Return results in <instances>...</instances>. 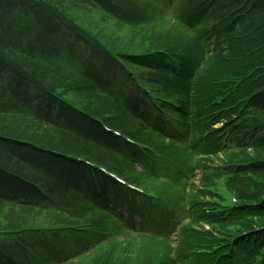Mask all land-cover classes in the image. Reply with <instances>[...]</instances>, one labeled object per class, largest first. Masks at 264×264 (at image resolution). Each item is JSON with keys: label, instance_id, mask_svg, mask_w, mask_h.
Instances as JSON below:
<instances>
[{"label": "trees", "instance_id": "1", "mask_svg": "<svg viewBox=\"0 0 264 264\" xmlns=\"http://www.w3.org/2000/svg\"><path fill=\"white\" fill-rule=\"evenodd\" d=\"M100 1L104 0H48L47 3L54 2V5L45 4L40 12L38 5L35 4L36 1L0 0V44L4 39V51L12 55L13 59L15 57V61L19 66L28 69L46 84L51 85L56 80L63 79L71 85L77 86L86 81L88 84L78 89V94H80L84 102L92 104L96 101L94 97L99 96L101 99L114 104L120 111V118L118 117L120 123L124 125L136 123L139 133L152 134L154 137L156 133L162 137L176 135L179 141L184 139L187 145H184L185 148H177L176 152L178 154L189 155V151H203L209 141V137L200 140L199 143L188 142L190 130L194 129L196 125H201V128L206 127L202 120L198 122L192 121L190 127H184L176 123L174 125L175 116L172 114L166 122L163 115L156 114L153 106L149 108L146 102L139 99V95L133 100H129L133 94L128 97L125 88L123 89L119 86L114 78H110L105 74L96 75L95 77L94 71L98 68L101 69V66L97 65V63H95V66L92 62L87 65L84 60L77 58L81 53L80 50L76 52L72 46L62 42L64 28L62 25L57 26L60 17V14L55 9L58 6L57 4H69L71 6L76 4L94 9ZM114 1L118 3L123 0ZM180 1L182 2V0ZM190 1L194 3L199 0ZM172 4L175 6V13L178 17L176 19L180 21L187 31H201H196V41L204 50L209 47L208 53L215 48H220L221 50L223 45L226 47L231 44L237 45L236 47H228V51L221 50V53L218 52L216 56L211 55L207 59L209 70L212 68L216 72L222 71V73L209 72L202 74L200 69L196 71L195 67H192L184 78H177L174 81L175 84L184 82L186 86L183 89L181 88V91L188 90L191 98H194V96L199 97L200 111L197 117L200 118L205 113L202 106L214 100V98L209 96L214 90V87L210 85L211 77L209 74L228 76L241 73L240 71L245 74L247 73V68L251 66L256 71L254 63L259 71L252 72L253 74L264 72V70H261V66L264 69V0H216L205 12L199 13L198 8H196L197 13L195 12V14H193L195 9L193 5L182 2V5L178 6L176 0H173ZM134 5L130 3L121 4L122 11H131V19L128 20L132 26L150 25L152 17L149 18L143 11L137 12L133 10ZM210 13L212 15L208 17ZM231 13L233 14L231 15ZM218 19L229 24L226 26L222 22V28L224 29L226 26L224 32L218 30V28L212 31L206 26L208 23L211 24ZM153 45L150 47H153ZM259 45L262 47L258 51L253 50ZM181 52L187 53L185 51ZM240 62L247 64L248 67H240L239 69L237 65ZM64 63L74 65L78 69L76 71L68 69ZM192 64L194 65L195 62ZM223 64L227 65L224 67ZM198 65H201V63ZM152 66L154 67L153 64ZM9 67L0 71V264H48L50 262L55 264L54 259L63 256L65 251L59 250L57 245L48 243L47 239L35 240L37 233H39L35 232L37 226L32 229L34 231L19 232L28 227L27 222L29 221L31 223L41 222L43 227L48 226L52 218L44 215V213H53L57 216L51 210L54 209L53 207H57L56 210L63 208L70 213H72L73 209H76L79 210L77 212L78 216L81 213H92L102 219L103 223L101 225L94 221L92 222V227L96 225L102 226L100 236L96 238L89 237L91 233L88 232H80L78 234L79 237H89L84 239L85 243L82 246L84 249L77 250L79 254L89 248V243L102 245L101 240L107 237L116 243L115 249L117 248V251H119V246L124 245L131 254L136 255V257L140 256L141 251L137 255L136 252L139 250L131 249V239L135 236L131 237L129 234H134L135 232L126 233L123 241H117L113 238L124 228L126 221L118 218L122 214L121 210L118 209V205L124 204V199L121 197L122 186L113 185L114 183L110 182L106 187L102 188L101 192H98L92 181L84 180L83 167L72 162V165L60 174L56 169V166L59 167L61 165L59 162L55 163L56 166L54 163H50L51 165L47 167L49 158L45 151L11 139L28 138L53 149L88 154L89 149H81L85 144L91 147L90 151L92 152L90 155L95 152L99 154V151L106 149L113 156L114 160L111 163L113 165L118 164L119 159L129 160V156L132 154V147L125 145V149H115L110 144L117 141L105 138L100 128L80 120L77 117V112L71 114L67 110L66 112L63 111L65 112L63 114L66 116L65 118L62 115L53 116L55 112L52 109L34 111L29 97L22 91H15L19 87L14 88L4 84L6 81L2 78V72L10 80L12 70ZM159 67L157 68L160 69ZM147 80L150 83H154L152 76H149ZM255 84L256 86L245 94L250 93L254 89L261 90L264 88V75H261ZM234 100L233 98L232 102ZM263 102L258 104L259 110L255 112L256 115L262 117H264ZM77 103L81 105V102ZM95 111L102 114L105 111V107L100 106ZM178 113L181 118L186 117L189 119L190 117V112L188 111ZM116 119L110 120L109 123L117 125L115 123ZM258 122L257 118L250 120L248 122L250 131L245 134L251 136L252 129L257 131L254 135L255 137L250 138L252 142L249 141V145L256 148L258 155L262 157L264 155V127L263 125L260 126ZM87 125L89 128L85 127ZM35 126L37 127L34 128ZM117 126L121 127L120 125ZM129 129L136 130V127L134 125L129 126ZM240 133H242L241 130L233 133L226 145H229L227 149L230 148V145H232L231 147H241L242 143L245 144V138L240 136ZM64 165L66 164L64 163ZM210 171H213V169H210ZM12 172L28 174L32 178L49 179L57 184L65 182L64 188L61 189L57 196L58 202L46 199L32 186L12 175ZM241 174L242 170L238 173V176L242 177ZM250 174H254L259 181H263L264 161L256 162L245 173L244 179L253 181L249 176ZM187 176L191 175L185 172L174 178L179 180L182 185L188 186L189 182L184 179ZM250 203V208H242L244 211L236 212L234 217L245 218L249 228L255 222L258 226H264L263 197L256 193L250 199ZM146 207L148 211L145 213L135 207L131 209L132 212H138L143 215L141 220L145 227L142 228V231L153 227L154 221L158 224L156 227L168 228L164 224V221L169 219L165 212L158 217H154L151 213L150 205ZM53 234L60 236L59 239L61 241L65 237L73 236V234L64 231H56ZM182 235L185 237L183 232ZM260 236L262 237L260 245L263 244L264 246V231L259 233L257 239ZM194 237L195 235L192 239ZM43 242L46 245L50 244L45 250V247L42 246ZM137 242L140 244L141 249L142 246L146 245L143 252L148 251L151 247L161 246L155 240L144 235L139 236ZM158 242L163 243V240ZM38 250L40 253H37ZM41 254L46 256L41 258ZM121 254L120 264H125L128 258L124 259V252H119L117 258ZM117 258L115 264L118 263L116 262ZM105 260L108 262L107 257H105Z\"/></svg>", "mask_w": 264, "mask_h": 264}, {"label": "rangeland", "instance_id": "2", "mask_svg": "<svg viewBox=\"0 0 264 264\" xmlns=\"http://www.w3.org/2000/svg\"><path fill=\"white\" fill-rule=\"evenodd\" d=\"M207 1V0H206ZM216 0L211 1V6ZM114 4H117L115 1H111ZM183 3H187L189 5L194 6L193 14L196 12V8L203 6L205 3V0H199L197 2L192 3L190 0H182ZM182 2L180 0H176V4L178 6L182 5ZM122 3H130L135 4L132 8L135 11H143L145 14L148 15V17H152L151 24L141 25V26H132L128 25L127 22L122 20H113L106 16H104L103 12L100 10H97L96 8H87L83 6L76 5L71 6L69 4H57L58 6L55 8L57 13L63 16L64 21L68 24H70L73 27L83 29L84 33L86 34V37H82V42L86 46L85 47V54L83 55V58L87 60L88 62L91 60V56H94L92 53L100 52L102 48L105 45H108V43L112 44L116 47L117 51L119 53H123L126 55H132V54H138L143 51L149 50L152 44L153 47H159V46H166L169 48L174 49L175 51L181 52L185 51L187 53H184L185 59L183 60H191L192 62H195V69L198 71L201 70V73H222V71H217L211 69L209 70V65L207 62V59L213 55L216 56L217 53H221L220 51H228V47H236V44H231L228 47L225 45L221 46L220 48H215L208 53L210 50L209 47L204 50L202 46L196 41V34L198 30L195 32L187 31L180 23L179 20L176 19V13H175V6L171 3V0H123ZM51 6L54 5L53 3H46ZM118 5V4H117ZM210 6V7H211ZM116 9V8H113ZM233 13H231L232 15ZM212 14L210 13L208 17H210ZM228 17V16H227ZM222 20L218 19L217 21H213L212 24L208 23L206 25L208 28H210L212 31H215V28H218V30L225 31V27L229 25L226 24L224 29L222 28ZM201 32V31H198ZM101 40L102 43L99 41ZM114 47V48H115ZM225 47V48H224ZM92 49V50H90ZM183 53V52H181ZM0 54L5 58L6 61L10 62L11 59H13L12 55H9L6 52L0 51ZM80 58V57H79ZM16 58L14 57L13 60ZM123 60L129 62L130 59L128 57H122ZM212 59V58H211ZM96 61L102 60L95 58ZM201 63V65H198ZM12 64V63H10ZM65 66L68 69L76 71L78 68L74 65H68V63H64ZM241 64V62L239 63ZM224 67L227 65L223 64ZM101 68L103 71H111L113 68H116L120 71H122L110 58H105L100 63ZM140 68H132L134 71L138 73L145 74L147 78L149 76H152V80H154V83H151V86L155 89H161V92H165V94H169L170 96H174L175 100H184L185 97H188L190 93L188 90L176 92L174 90H171L168 85H166L165 81L161 77H156L151 75V73L145 69H143L144 65H140ZM222 67V66H220ZM17 68V69H16ZM264 68V67H263ZM13 69L15 73L19 74L22 73L24 70L21 67H14ZM240 69V68H239ZM22 70V71H21ZM261 70L262 69L261 67ZM240 71V70H239ZM232 74L228 76H222V74H209L211 79H214L216 81H220L222 86L229 87L228 83L223 81L222 79L227 80H233V82H236L238 84L235 92L240 93L242 91L248 90L247 84L249 83V78H243L247 75V73L242 74ZM264 73V72H263ZM258 73V74H263ZM253 77V79L256 77V75ZM203 76V75H202ZM146 80L147 78L144 77ZM259 78H256L254 81H257ZM235 84V83H234ZM59 86V87H58ZM58 86H54L53 89L55 92H62L67 94L69 98H71L74 102H81V106L91 112L98 109V107H105V111H103V114H109L114 116L113 118L116 119L119 117L120 111L119 109L112 103L105 101L101 99L99 96L94 97L95 102L92 104H88L84 102V100L81 98L80 94H78V87L75 85H71L70 83L64 81L61 79L58 82ZM46 89V88H45ZM201 92V91H200ZM247 92V91H246ZM199 93V92H195ZM197 102L200 100L197 96ZM260 99V98H259ZM196 102H195V108H196ZM194 108V109H195ZM104 109V108H103ZM242 117V113L235 114L234 117H232L230 120H228L227 123L221 124V127L219 130H225L232 125L233 128H229L227 134L228 137H231L233 133H235L237 130L245 131L248 130L250 127L248 125V122L252 119L257 118L259 121V125H263L264 127V117L259 115H251L247 117L246 119H243L239 122V120ZM120 118V117H119ZM116 119L115 123L117 125H120L124 130L129 129V126H137L134 123L128 124H122L120 123V119ZM178 118H181L178 116ZM182 119V118H181ZM174 125L175 123H181L185 127L189 126L187 123L173 121ZM237 123V124H236ZM115 125L118 128H121L119 126ZM37 126H39L37 124ZM35 126L34 128H36ZM138 127V126H137ZM121 128V129H122ZM137 130L135 132V135L138 138H141V140L147 142V143H153L156 144V146L160 147L163 151V157L161 159H157L153 154H148V156L142 157L140 155L139 150L131 149V156H129V160L126 159H119L118 164H111L113 162V156L109 154L110 151L104 149L103 151H99V154L93 153V155H90L92 151H90V148L88 145H85L81 147V149L88 150V154H82L81 155H89L96 157L97 161L105 162L110 167L115 168L117 171L124 174L127 178H129L132 181H135V179L143 176L145 173H149L152 177L147 178L144 185L148 188H153L159 190L164 196L171 198V195L174 196V198H171V206H173V209L176 210H169L163 205H160L158 203L153 202L152 205H154L153 209L157 212H166L164 209L172 213L171 221H174L175 223H179L182 218H184L181 222V225L178 226L177 231L171 233L169 235L170 238L173 239L174 245L172 248L170 245L168 247H165L163 250L160 248H154L151 247L148 251L143 252L146 245L142 246V249L140 248V244L137 242L138 237L143 235L140 232H135L134 234H129L131 237L135 236L131 239V249L139 250L136 252V254H141L140 256L136 257V255H133L130 253V251L127 250V248L124 245H121L118 247L119 251H117V248L115 249L116 243L109 240L107 237L103 238L101 240L102 245L98 244H90L89 248L87 250L82 251L83 253H80L77 251L78 249H84L82 246L85 243L84 239L89 237H98L100 236V232L102 231V226H91L87 231H80L82 228H86L88 225L93 224L92 222H96L97 224L103 223L102 219L94 215L92 213H81L79 217L78 211L76 209L72 210V213L74 215V218L71 221H66L62 219V216L66 218V214L70 213L68 210L61 209H51L54 211L56 215L53 213H44V215H48L51 221L48 226H44L41 222H35L31 223L30 221L27 222L28 227L26 229H22L19 232L22 231H28L32 230L37 226L35 229V232L37 233V238H45L49 237L50 240H52L54 245L58 246L59 250L65 251L63 256L61 258H55L54 262L55 264H115V260L119 254V252H124V259H127V262L125 264H151L152 261L156 260L158 257V252L164 251L165 257L161 258L165 260H173V264L176 263V261H180V252L183 247V244L185 242V239L191 229L198 226L199 223H192L188 221V216L193 215L195 216L194 221L196 220L197 215L199 212H192L189 213L190 206L197 207L198 210L200 208L207 206H214L213 203H210L215 200L216 197L220 196L223 191H221L220 188V176L222 173H225L226 171L231 172L233 175H237L239 171L236 169V167L240 166L243 163H248L250 161L254 160H263L264 161V155L260 157L258 155V152H252L248 149H245V144L242 145V147H231L227 149L226 146L222 152L216 156L211 157H203L201 160H197L194 158L193 155H180L176 152L177 148L174 145H167L163 144V139L154 137L152 134H141ZM46 132V131H45ZM48 134V132H46ZM243 134V133H240ZM157 136V135H156ZM22 140H27L25 138H20ZM114 148H124L125 144L123 142H114L110 144ZM222 145V144H221ZM185 148V147H184ZM94 150V149H93ZM94 152V151H93ZM138 157V162L133 163L131 159H135ZM193 158V159H192ZM61 160V159H60ZM49 161L51 163H55L57 160L54 158H49ZM222 166H225L222 170H219ZM206 167V168H205ZM216 167H218L216 169ZM148 168H153L157 172L155 173L152 170H148ZM204 168V169H203ZM210 169H213V171H210ZM163 172H171L174 177H178L179 175L187 172L191 176H187L184 178L188 182L191 181L189 192L185 193V196L183 200L181 201L178 195L177 188H170V187H164L160 186L157 187L156 179L157 177L163 173ZM191 178L193 180H191ZM176 187H179L177 184ZM257 189L259 193L263 192L264 188L261 183V187L257 186ZM234 191V190H233ZM60 193V187H54L53 188V195H58ZM208 195V198L206 197ZM126 202H130L132 200V196L128 194L127 196H124L123 198ZM210 204V205H209ZM126 205V204H125ZM53 214V215H52ZM189 214L188 216H185ZM83 217V218H82ZM67 219V218H66ZM155 223V221H154ZM189 224L186 226V224ZM83 224V225H82ZM62 228L64 232H68L73 234V236H68L61 241V239L58 238L57 235H54L53 232H56L58 229L55 228ZM177 227V226H176ZM189 231H188V230ZM180 230L184 233L185 238L181 239L178 238L177 232ZM133 231V230H132ZM80 232H88L91 233L89 237L81 236L79 237L78 234ZM148 237L152 240L157 241L153 236L150 235V231L147 230ZM205 232L201 231L199 232V236L202 239ZM29 237V235H27ZM117 241L124 240V236L121 232H118V235L113 236ZM178 245L180 248H178ZM177 247V249H175ZM260 255H264V249H261L259 251ZM105 257L108 258L105 260ZM122 257V254L119 255L117 258L118 263L120 264V258ZM160 259V258H158ZM246 262V264H262L261 259H257L254 257V254H251L248 250L245 251L244 254V260L242 257H239L238 261ZM164 263V261H162ZM242 263V262H241ZM48 264H54L52 262Z\"/></svg>", "mask_w": 264, "mask_h": 264}]
</instances>
